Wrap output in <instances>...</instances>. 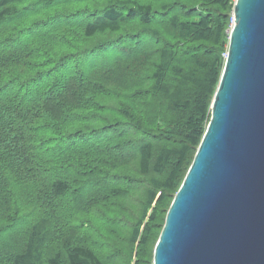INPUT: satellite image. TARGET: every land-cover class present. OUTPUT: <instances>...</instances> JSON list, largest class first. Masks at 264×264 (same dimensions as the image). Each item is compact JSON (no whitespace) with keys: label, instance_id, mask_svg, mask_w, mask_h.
<instances>
[{"label":"trees","instance_id":"1","mask_svg":"<svg viewBox=\"0 0 264 264\" xmlns=\"http://www.w3.org/2000/svg\"><path fill=\"white\" fill-rule=\"evenodd\" d=\"M23 1L0 0V218L14 221L27 204L39 215L24 238L0 236V264H109L85 237L89 223L63 222L82 186L71 213L95 221L104 196L139 190L106 218L126 232L129 264H152L210 119L235 0H39L33 12ZM61 5L89 14L29 23ZM111 34L112 54L83 64L80 40Z\"/></svg>","mask_w":264,"mask_h":264},{"label":"water","instance_id":"2","mask_svg":"<svg viewBox=\"0 0 264 264\" xmlns=\"http://www.w3.org/2000/svg\"><path fill=\"white\" fill-rule=\"evenodd\" d=\"M210 119L152 264H264V0H235Z\"/></svg>","mask_w":264,"mask_h":264},{"label":"rangeland","instance_id":"3","mask_svg":"<svg viewBox=\"0 0 264 264\" xmlns=\"http://www.w3.org/2000/svg\"><path fill=\"white\" fill-rule=\"evenodd\" d=\"M39 0H24L22 2L25 9H23L24 12H33L34 9H38V6H40ZM80 12H86L89 14V9H85V5L77 6L72 5L68 9H65L62 11V5L58 6L57 8H53L46 12H40V14L36 17L30 18V22H33L34 25H40L43 26L47 21H50L54 19L53 21L57 20L55 19L60 14H67V13H73L69 14V18L74 23H77L79 20L75 18L74 14L80 13ZM32 20V21H31ZM69 21V22H70ZM69 22H66L69 24ZM28 25V24H27ZM60 27H63L62 25H59ZM138 28V27H137ZM57 28L53 29L50 33V36L53 37L55 34ZM138 30H132L131 33H137ZM43 31H40V33ZM73 32V31H72ZM72 34L69 32L68 37L72 42ZM118 34H111L109 36L104 37L103 35H96L91 38L81 39L78 43L77 47L80 45L83 47L84 53L88 52L86 56L83 57L82 63L88 64V66H91V64L99 63L100 60L104 59V57L110 56L112 54V50L110 52V48H108L109 44L108 41L111 42L114 39L117 38ZM68 38V39H69ZM107 40V41H106ZM122 42L124 44H128L127 40ZM125 49V48H123ZM71 67H75L74 63L69 64ZM115 175H120L119 172L115 171ZM114 184L122 185V183L119 182L118 178L113 179ZM131 191H129L130 193ZM134 192V193H133ZM133 192L125 195H111L109 197L104 196L103 200L107 202L106 208H102L101 210H95V215L98 216V213H100V216L103 217L102 221H95L93 219H87V213L81 210L79 213L74 214L72 212L73 203L77 200H79V197L85 198L87 195V191L83 189V186L78 188L77 190V196L75 195V192H72L70 195L67 196L68 206L67 209H69L67 216L63 219V222L66 223H75V225L79 223H83L84 221L86 223H89L90 229H85V237L87 238V241L91 246H93L96 251L102 255V258L105 261H108L109 264H129L128 262V245L125 244V240L123 238V235H126L125 231H122L121 233L119 231H115L112 229L109 225V222L107 220V216L113 215L116 213V211H119L122 207H133L135 204V199L133 196H137L139 193L138 189H134ZM43 194V192H42ZM60 203L66 207L65 200H60ZM20 214L18 215H11L14 219V221H10V219H4L0 218V236H5L3 233H14L18 234L19 236L22 235V237H25V234L27 230L29 229V226L32 224V222L36 221V218L39 215V210L37 209V205L33 204V207L31 204L24 205V207L21 208ZM73 215V216H72ZM75 221V222H74ZM121 235V236H120ZM136 248V245L134 246ZM136 253L133 254L132 257H135ZM4 257V252L0 256V260H2ZM153 259V257H152Z\"/></svg>","mask_w":264,"mask_h":264},{"label":"built area","instance_id":"4","mask_svg":"<svg viewBox=\"0 0 264 264\" xmlns=\"http://www.w3.org/2000/svg\"><path fill=\"white\" fill-rule=\"evenodd\" d=\"M226 55H227V53L224 55V56H225V58H226Z\"/></svg>","mask_w":264,"mask_h":264}]
</instances>
